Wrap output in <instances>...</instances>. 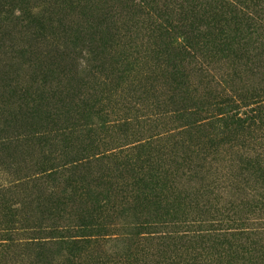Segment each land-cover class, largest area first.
Instances as JSON below:
<instances>
[{"label": "trees", "instance_id": "obj_1", "mask_svg": "<svg viewBox=\"0 0 264 264\" xmlns=\"http://www.w3.org/2000/svg\"><path fill=\"white\" fill-rule=\"evenodd\" d=\"M57 5L63 12L79 8L90 61L97 63L90 67L96 70V87L129 88L122 109L103 107L106 98H97L94 89L82 96L76 109L80 136L72 139L68 133L62 140H79L73 152L82 156L69 163L80 169L93 163L111 165L112 170H106L117 173L122 193L129 199L117 215L127 211L146 218L133 223L128 233L133 239L122 243L120 254L103 257L95 252L84 264H264V223L245 224L251 222L248 216L264 213V152H257L264 149V63L262 53L252 54L263 46L256 34L264 28L260 1L60 0ZM142 17L146 23L139 29ZM25 19L26 28L33 24L43 30L39 18ZM221 68L223 78L217 82L209 70ZM248 77L253 84L244 82ZM106 131L115 132L116 143L121 139L127 143L100 151L99 133ZM220 150L234 155L230 165L236 187L231 197H241L236 199L238 205L232 209V205L216 209L208 202L199 206V190L169 191L173 189L170 172L187 168L193 159L205 162ZM197 178L201 186L204 177ZM111 179L102 174L93 181L98 191L90 192L93 201L80 216V234L68 243V253L122 242L119 234L112 233L114 226L92 222L109 202ZM189 197L193 201H187ZM193 211L199 217L212 211L213 218L185 222ZM11 229L17 233L21 228L2 230ZM156 229H162V235L153 238L150 235L161 232ZM56 235L41 243L34 237L35 243L24 246L36 249L40 262L48 252L46 246L55 251L64 247V232ZM148 240H160V249H143L141 242Z\"/></svg>", "mask_w": 264, "mask_h": 264}, {"label": "rangeland", "instance_id": "obj_2", "mask_svg": "<svg viewBox=\"0 0 264 264\" xmlns=\"http://www.w3.org/2000/svg\"><path fill=\"white\" fill-rule=\"evenodd\" d=\"M59 1L0 0V264H84L86 258L94 257L96 253L103 257L114 256L123 251V242L133 239L128 234L133 223L146 219L133 217L127 211L121 217L117 215L118 210L127 207L129 199L122 193L124 189L116 178L117 173L106 170L111 169V165L104 168L93 163L80 169L69 163L82 156L73 152L79 147V140L62 141L68 133H71L72 139L80 136L81 126L76 109L82 96L86 97L94 89L97 98H106L102 102L103 107L122 109L126 106L129 88L121 85L119 88L112 87L110 91L96 87V70L94 68L92 71L90 67L97 63L90 61L79 8L59 11ZM256 1H260L264 18V0ZM57 10L59 12L50 14ZM25 17L39 18L43 30L38 31L33 24L26 28ZM145 19L141 18L139 29L144 28ZM256 34L263 46L259 45V50L252 54L262 53L260 60L264 63V28ZM119 49L116 47V50ZM218 70H209V73L214 75L215 81L220 82L224 69ZM249 78L244 81L247 85L252 83ZM193 82H197V79L193 78ZM107 86L110 87L109 83ZM95 121L91 120L93 123ZM166 128L171 130L172 126L167 125ZM99 134L103 142L100 151L127 143L125 139L116 143L113 140L117 137L115 132ZM168 149L164 153H168ZM68 150L73 153L69 154ZM257 152L263 153L264 149ZM233 157V153L220 150L217 154L209 155L205 162L193 159L186 166L189 170L183 167L170 172L173 189L169 191L176 188L191 194L199 190L202 200L199 206L208 202L216 209H229L230 205L232 209L239 203L236 199L241 198L239 195L231 197V189L236 187L232 185L234 169L230 165ZM86 170L90 172L88 175ZM102 174L114 178L111 179L114 182L113 190L107 193L108 204L100 209L99 217H92V222L111 224L114 226L110 227L111 230H115L112 233L119 234L117 239L122 242H110L68 253V243L80 234V216L90 209L93 201L94 195L90 192L98 191L92 187L93 181ZM197 176L204 177L201 186ZM206 185L208 187L205 188ZM205 193L211 194L206 198ZM187 201L193 199L189 197ZM229 213L232 214L231 210ZM205 216L199 217L193 211L192 215H186L185 220L188 221L185 222H196L200 218L211 222L212 211ZM256 216L264 217V213L248 216L251 222L245 224L261 226L264 219H252ZM4 228L21 229L13 233V229L9 232L3 231ZM56 232H64V247L55 251V247L46 246L48 252L45 259L38 262V251L24 245L35 243L34 237H38L37 243L48 241L47 237L57 236ZM159 235H162V231L150 236L154 238ZM111 238L115 236L111 235ZM141 243L144 246L140 247L153 252L159 250L157 245L161 244L160 240Z\"/></svg>", "mask_w": 264, "mask_h": 264}]
</instances>
